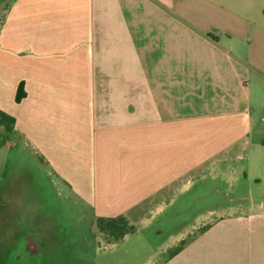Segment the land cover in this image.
<instances>
[{"label":"crops","instance_id":"1","mask_svg":"<svg viewBox=\"0 0 264 264\" xmlns=\"http://www.w3.org/2000/svg\"><path fill=\"white\" fill-rule=\"evenodd\" d=\"M2 1L0 109L92 224L247 157L249 211L150 264H264V0Z\"/></svg>","mask_w":264,"mask_h":264},{"label":"rangeland","instance_id":"2","mask_svg":"<svg viewBox=\"0 0 264 264\" xmlns=\"http://www.w3.org/2000/svg\"><path fill=\"white\" fill-rule=\"evenodd\" d=\"M5 9L0 0V22ZM30 149L19 133L0 126V264H150L170 253L163 249L176 236L190 238L203 221L248 212V198L258 196L254 164L234 157L220 165L223 171L206 170L132 220L134 229L120 240L108 241L90 210L55 183Z\"/></svg>","mask_w":264,"mask_h":264},{"label":"trees","instance_id":"3","mask_svg":"<svg viewBox=\"0 0 264 264\" xmlns=\"http://www.w3.org/2000/svg\"><path fill=\"white\" fill-rule=\"evenodd\" d=\"M25 96L23 83H20L16 100L20 101ZM0 126L11 132L15 127V118L0 109ZM96 227L100 234L104 235L108 241H117L134 229V225L123 214L115 217L99 216L96 220ZM177 247L176 250L180 249Z\"/></svg>","mask_w":264,"mask_h":264}]
</instances>
